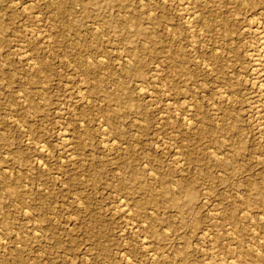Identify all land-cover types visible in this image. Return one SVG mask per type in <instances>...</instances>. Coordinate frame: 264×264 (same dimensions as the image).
<instances>
[{
  "label": "rangeland",
  "instance_id": "374dc122",
  "mask_svg": "<svg viewBox=\"0 0 264 264\" xmlns=\"http://www.w3.org/2000/svg\"><path fill=\"white\" fill-rule=\"evenodd\" d=\"M92 1L0 0V264H264V0Z\"/></svg>",
  "mask_w": 264,
  "mask_h": 264
},
{
  "label": "bare ground",
  "instance_id": "6f19581e",
  "mask_svg": "<svg viewBox=\"0 0 264 264\" xmlns=\"http://www.w3.org/2000/svg\"><path fill=\"white\" fill-rule=\"evenodd\" d=\"M92 1V0H91ZM93 2V1H92ZM94 3H96V2H94ZM65 5V4H64ZM94 5V4H93ZM96 5H97V3H96ZM59 7V6H58ZM142 7V6H141ZM64 11V10H63ZM62 11V12H63ZM60 12V11H59ZM61 13V12H60ZM62 14V13H61ZM64 14V13H63ZM195 14H196V12H195ZM200 14V13H199ZM194 15V14H193ZM195 16V15H194ZM188 17V16H187ZM201 17V16H200ZM188 18H190V16L188 17ZM190 20V19H189ZM194 20V19H193ZM261 21V20H260ZM70 22V21H69ZM129 22V21H128ZM73 24V23H72ZM126 24H128L127 22H126ZM71 25V24H70ZM69 26V25H68ZM136 28V27H135ZM142 28V27H141ZM198 28V27H197ZM140 28L138 27V29H136V33H137V31L139 30ZM258 29H260V28H258ZM142 30V29H141ZM258 31V30H257ZM259 32V46H258V50H257V53L254 55V57H253V62H254V69H253V71H255L257 74H258V81H259V88H260V90H261V92L264 94V29L263 30H260V31H258ZM135 33V34H136ZM148 33H150V32H148ZM203 33H204V31H203ZM200 34V33H199ZM142 35V32H141V34H140V36ZM52 36V35H51ZM139 36V35H138ZM196 36V35H195ZM126 40H128V39H126ZM255 53V52H254ZM253 53V54H254ZM25 54H26V52H25ZM30 60V59H29ZM88 60V59H87ZM252 62V63H253ZM83 65V64H82ZM87 66V68H88V70H92V68H91V65H86ZM253 66V65H252ZM30 67V66H29ZM84 67V66H83ZM94 68V67H93ZM251 70V69H250ZM153 72V71H152ZM256 74V75H257ZM80 89V88H79ZM78 90V89H77ZM82 92V91H81ZM75 93V92H74ZM185 100H187V99H185ZM165 102H167V101H165ZM191 107V106H190ZM258 109V108H257ZM255 114V113H254ZM183 117V116H182ZM191 120V119H190ZM219 121V120H218ZM188 123V122H187ZM216 123V122H215ZM82 124V123H81ZM217 124V123H216ZM218 125V124H217ZM216 125V126H217ZM103 127H105V126H103ZM102 128V127H101ZM109 134V133H108ZM103 135V134H102ZM67 138V137H66ZM101 142V141H100ZM110 142V141H109ZM106 143V142H105ZM104 143V144H105ZM41 148V147H40ZM107 149V148H106ZM210 149V148H209ZM76 154V153H75ZM74 155V154H73ZM72 155V156H73ZM220 156V155H219ZM181 163H182V161H181ZM182 165V164H181ZM132 181V180H131ZM141 182V181H140ZM139 183V182H138ZM164 189H168L167 187H165ZM168 191V190H167ZM166 191V192H167ZM163 192V191H162ZM165 192V191H164ZM114 193V192H113ZM121 202H122V200H121ZM148 204H153L154 203V199L153 198H150L149 200H148V202H147ZM121 204V203H120ZM123 208H125V207H123ZM122 209V208H121ZM138 212V211H137ZM139 213V212H138ZM134 229V228H133ZM253 231V230H252ZM255 231V230H254ZM132 233V232H131ZM237 242V241H236ZM235 242V243H236ZM237 245V244H236ZM240 244H238L237 246H239ZM232 246V245H231ZM214 248H216V247H214ZM229 249V248H228ZM226 250V249H225ZM231 249H229V250H227V251H230ZM235 250H237V249H235ZM257 250V249H256ZM239 251V250H238ZM237 251V252H238ZM152 252V251H151ZM225 251H223L222 249H221V251H219V252H216V253H214L213 254V258H219V259H223V261L225 262V258H226V256H228V255H225V253H224ZM246 252H247V250H246ZM227 254H229L228 252H226ZM232 253H235L236 254V252H232ZM239 253V252H238ZM237 253V254H238ZM240 254V253H239ZM244 254H245V252H244ZM250 254H251V252H250ZM254 254V253H253ZM253 254H252V256H253ZM246 255V254H245ZM220 256V257H219ZM237 256H239V255H237ZM237 256L235 255V257H236V259H237ZM250 256V255H249ZM252 256L250 257V258H252ZM212 257V256H211ZM210 257V258H211ZM229 257H231L230 255H229ZM228 257V258H229ZM233 257V256H232ZM242 257V256H241ZM261 256H259V258H260ZM152 258H154L153 256H152ZM209 258V257H208ZM212 258V259H213ZM234 258V257H233ZM240 258V257H239ZM254 258H256L254 261H260V260H262V259H259L258 257H254ZM263 258V257H262ZM219 259H217V260H215V262H218V260ZM243 259V258H242ZM170 260H172V259H170ZM211 260V259H210ZM230 261V259H228V261L227 262H229ZM236 261V260H235ZM237 261H239V259L237 260ZM236 261V262H237ZM243 261V260H242ZM263 261V260H262ZM208 262V261H207ZM224 262H222V260H221V263H218V264H226V263H224ZM236 262H229L228 264H238V263H236ZM245 262V261H244ZM170 263V262H169ZM188 263V262H187ZM186 263V264H187ZM258 263V262H257ZM261 263V262H260ZM168 264V263H167ZM170 264H172V263H170ZM239 264H240V262H239ZM254 264V263H253Z\"/></svg>",
  "mask_w": 264,
  "mask_h": 264
}]
</instances>
